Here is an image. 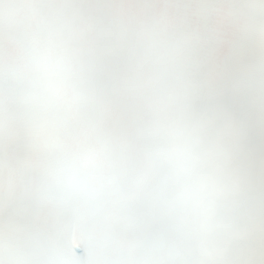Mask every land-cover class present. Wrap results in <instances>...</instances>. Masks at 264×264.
I'll use <instances>...</instances> for the list:
<instances>
[{
	"label": "snow or ice",
	"instance_id": "snow-or-ice-1",
	"mask_svg": "<svg viewBox=\"0 0 264 264\" xmlns=\"http://www.w3.org/2000/svg\"><path fill=\"white\" fill-rule=\"evenodd\" d=\"M0 264H264V0H0Z\"/></svg>",
	"mask_w": 264,
	"mask_h": 264
}]
</instances>
